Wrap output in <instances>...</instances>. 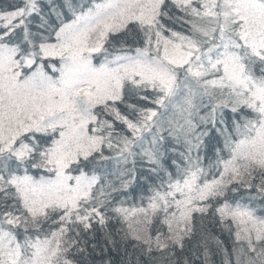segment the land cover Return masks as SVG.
Returning a JSON list of instances; mask_svg holds the SVG:
<instances>
[{"label": "snow or ice", "instance_id": "snow-or-ice-1", "mask_svg": "<svg viewBox=\"0 0 264 264\" xmlns=\"http://www.w3.org/2000/svg\"><path fill=\"white\" fill-rule=\"evenodd\" d=\"M0 264H264V0H0Z\"/></svg>", "mask_w": 264, "mask_h": 264}]
</instances>
